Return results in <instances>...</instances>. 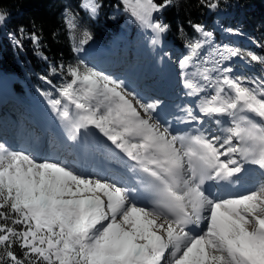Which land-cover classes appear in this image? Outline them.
Instances as JSON below:
<instances>
[{"label":"snow or ice","instance_id":"6c2138e0","mask_svg":"<svg viewBox=\"0 0 264 264\" xmlns=\"http://www.w3.org/2000/svg\"><path fill=\"white\" fill-rule=\"evenodd\" d=\"M123 4L144 27L168 31L154 14L175 6V0ZM82 6L93 16L101 7L98 0ZM206 6L214 10L218 3L208 0ZM4 19L0 13V22ZM193 27L205 39L188 45L184 68L211 44V32ZM84 35L87 43L91 35ZM215 53L218 65L242 55L227 46H216ZM251 59L264 64V58ZM214 70L220 73L214 82L203 76L214 94L201 100L199 112L209 121L227 117L231 126L221 129L223 137L210 138L161 131L152 123L159 101L134 103L135 94L122 81L86 65L70 66L71 79L59 89L62 99L50 101L53 111L73 141L89 127L103 133L135 162L130 171L143 174L136 181L140 189L0 145V264H264V180L239 195L212 190L213 183L229 189L240 184L251 171L245 165L264 176V79L251 88L227 75L231 67ZM185 87L193 90L189 95L204 90L188 80ZM144 199L150 206L138 202Z\"/></svg>","mask_w":264,"mask_h":264},{"label":"trees","instance_id":"16d2710c","mask_svg":"<svg viewBox=\"0 0 264 264\" xmlns=\"http://www.w3.org/2000/svg\"><path fill=\"white\" fill-rule=\"evenodd\" d=\"M98 2L101 5L99 11L104 13L94 20L82 6L87 5L83 0H0V13L5 16L0 22V89L3 92L11 89L21 100L28 94L34 99L38 92L46 93L47 86L56 78L55 71L70 66L83 67L82 51L90 45L117 47L119 54L124 46L129 53L120 55L123 59L134 56L151 64L156 55V37L151 29L144 27L126 10L123 0ZM207 2L175 0V6H169L156 16L154 21L169 26L165 38L171 42L172 49L182 51L185 45L194 42L196 32L193 25H202L218 38L224 35L219 31L222 24L246 30L254 41L264 45V0H215L218 7L214 10L206 6ZM115 7L120 10L117 16L110 12ZM85 33H89L91 39L82 43ZM33 35L38 39L34 41ZM228 39L231 38L228 36ZM234 42L239 49L247 46L255 54H264L261 46L246 45L237 39ZM243 57L246 63L244 74L256 73L260 66L245 54ZM94 63L95 67L102 66L99 61ZM17 105L4 108V121H15L13 110H21ZM14 250L21 254L19 249Z\"/></svg>","mask_w":264,"mask_h":264},{"label":"rangeland","instance_id":"374dc122","mask_svg":"<svg viewBox=\"0 0 264 264\" xmlns=\"http://www.w3.org/2000/svg\"><path fill=\"white\" fill-rule=\"evenodd\" d=\"M83 2H85L88 5L91 2V0H83ZM85 10L87 12V15L94 20L97 19V16H99V14L104 13V11L101 10V12L99 11L97 15L93 16L87 8H85ZM119 11H120L119 8L115 7L113 9V11H110V12L113 13V16H117ZM157 15H159V14H154V19L156 18ZM227 29H232L233 31L229 32V31H227ZM151 31L154 33V35L156 37V42H155L156 43V45H155V47H156L155 54L156 55L154 56L155 57L154 60L152 61V63L150 65L147 64L144 60H141V61L138 60L139 62H138V64H136L137 67H132V64H131L129 66L127 65V67H128L127 69L138 71L142 74L143 72L140 71L139 69H141L144 66H146L148 68L151 67L150 68L151 72L149 75L155 74L156 71L159 72L161 70H165V71H167L166 76L168 78L173 76L174 79H172V84H174L175 87L178 86L180 88L184 87V85H182V83L185 84V80L193 82L194 85L202 86L203 82H208V81H204V78H203L204 74L209 75L212 78V82H214L215 79L217 78V76L220 75L219 72L214 70L216 68L223 69L226 67H231L232 72L227 73V75L232 76V77L239 76L242 79L245 78L247 80L246 83H244L245 86L251 87V88H255L256 84L259 83L261 79H264V64H262L258 60H252L251 59V57L253 55H255L259 58H264V54H255L251 50H249L247 48V46H244V48L239 49L238 45L234 42L237 39V40L245 43L246 45L248 44V45H253V46H257V47L261 46L264 48V45L263 44L260 45L257 43V41H254L246 30L240 31L238 29H234L233 27H229L228 25L222 24L219 27V31L221 34H224V35H222V37H220V38H218L217 35L213 31L212 32L209 31L212 33L211 44H205L203 46V48L199 51L198 57L192 62V66L187 67V68L182 67L181 62L183 61V59L186 56L189 55V53H190L189 47L185 45L184 49L182 51H174L173 49L171 50V42L165 38L166 37L165 33L157 34L152 29H151ZM206 31H208V30H206ZM228 36L231 38L230 40L228 39ZM233 38H235V40H232ZM203 39H205V38L202 36V34H200L198 32H196V35L193 38L194 42L196 40H203ZM263 43H264V41H263ZM216 46H219L220 48L227 46V47H232V48L238 49L242 55L237 56V57H233L227 61H222L218 65L216 63V61L219 60L220 58L215 53ZM244 51H246L247 53H245ZM116 53H117V51L115 48V54ZM85 54H86V59L83 58ZM89 54H92L93 56H97L98 58H103V56L106 55L105 48L100 47V46L97 47L96 45H90L88 48H86V50L82 51V56H81L82 58L81 59L83 62V66L86 65L89 68H93L96 71H99V72L103 73L104 75L110 76L113 79L119 78V81H122V82L126 81V79L121 78V76H119V75H121V73H118L116 75L118 77L115 78L114 75H111L110 73L106 72L102 68V66L101 67H95L94 66L95 63L88 60V58H87V55H89ZM244 54L247 58H250L251 61L256 62L254 64H257L260 66V68H258V71L256 73L249 72L248 74H244V72H243L244 68L243 67H245L244 65H246V63L244 62V57H243ZM147 62H148V60H147ZM195 62H196V64H193ZM113 64H114V66L109 67L110 71H113L114 69H116L117 71L121 72V70L124 68V65L122 63H113ZM203 64H206L205 68H204ZM248 67H250V64ZM67 69L68 68L55 71V73L57 74L56 78L54 79V81L51 83L50 86H47L46 93L43 94L41 92H38L36 98H34V99H31L29 94L26 95V98H23V100L17 99V101L19 103H24L25 99L28 100L27 105L25 106V108L21 112V114L26 116L25 117L26 120H22L20 118L21 123H20L19 127H21V131H23L22 128L27 123V120L32 118L33 115L34 116L38 115L40 117L39 122H41L44 125L49 123L53 126V124L55 125L57 123V125H59L61 128H64L66 130L68 129L67 131H70V129L66 126V124L58 118L57 114L53 111L52 106L50 104L51 100L62 99L60 97V94H59V89L64 83H66L67 81H69L71 79V77L67 75ZM206 70H208V71L206 72ZM154 76L157 77L156 75H153L152 78H155ZM196 76H198V78H196ZM200 79H203V81ZM221 79H222V77H221ZM116 80H118V79H116ZM252 81H256V83H253ZM170 84L171 83H169V85ZM139 90H140V88L135 89V92H134L135 95H136V92H138ZM4 91L6 92L5 93L6 95L9 93L11 94V96L8 95L11 97V99L14 100L15 98H17L11 89H4ZM5 94H4V92L0 91V115H1V111H2L1 100H4V98L6 99ZM208 94H209V96L214 94V89L209 91ZM150 96H152V98H154V99H158L159 104H160V102H163V104H164V98L161 99L160 96H154L153 94H150ZM148 102H153V101L148 100ZM141 115L142 116L144 115L142 110H141ZM196 116L198 117V120H200L202 118V115L200 112H198V114H196ZM145 118H147V117H145ZM226 121H227L226 122L227 126L224 125L223 128L228 127L229 126L228 124H230V123H228V119ZM154 122L159 123V122H156V120H154ZM154 122L152 121L153 124H154ZM92 128H94V127H92ZM34 129H36V127H34ZM88 130H89V128H88ZM88 130H86V132L90 133L91 130H89V131ZM4 133H6V135H4V139H2V140H1V138L3 136L0 135V145H3L5 148L12 150V151H22L20 149V147L22 146L20 144L21 142H19V140H17V139L21 136V133H23V132L17 133L16 139H14L13 137H9L7 135L9 133V131H5ZM171 135H173V134H171ZM218 136L223 137L224 134H218ZM78 137L80 138V137H82V135H80V136L78 135ZM94 139H96V136L94 137ZM4 140H9V142L13 141L14 143H16L15 147L17 149H14V148L12 149V148L7 147ZM88 144H87V147L90 148V146ZM23 149H25V148H23ZM22 152H25L26 154H30L25 150ZM40 159L46 160L44 158H40ZM48 161L55 162L53 160H48ZM87 176H89V175H87ZM96 179H97V177H96ZM262 180L263 179L261 178L259 183ZM105 181H107V180H105ZM107 182H110V181H107Z\"/></svg>","mask_w":264,"mask_h":264},{"label":"bare ground","instance_id":"6f19581e","mask_svg":"<svg viewBox=\"0 0 264 264\" xmlns=\"http://www.w3.org/2000/svg\"><path fill=\"white\" fill-rule=\"evenodd\" d=\"M193 64H196V62ZM205 65L206 64H203L204 68H205ZM110 72H111L110 73L111 75H115V76L118 73H121V75H124L122 71L120 72V71H117L116 69H114L113 71H110ZM150 72H151V70L149 71V74H150ZM147 75L148 74L145 73L140 78H139V74H137V73L131 74L129 76L124 75V79H126V81L123 83L125 85L126 91L134 93L135 92L134 88L137 89V88L142 87V86L156 85L158 87V92H156L154 95L160 94V96L166 97V102L178 104L176 107L177 111L181 112L184 115L188 114L187 110L189 109L188 107H185V104L191 105L190 109L192 110L193 114L197 113L199 103L201 102V100L204 97L209 96L208 92L213 89L210 86L209 81L203 82L202 86L196 85L198 88L203 87L204 88L203 91H200L198 95L197 94L189 95L188 93L192 92L193 90L186 88L184 83H182V85H184L183 88L182 87L180 88L178 86L175 87L174 84H172V79H174L173 76L168 78L166 76L167 71H165V70H161L159 72L156 71L155 74L149 75L150 77H147ZM153 75H156L157 77L154 76L155 78H152ZM127 76L129 78H127ZM138 78H139V80L137 81L136 79H138ZM196 78H198V76H196ZM116 79L119 80V78H116ZM127 79H130V80H127ZM200 80L203 81V79H200ZM127 82H129V83L127 84ZM169 83H171V84L169 85ZM131 85H133L134 88H132L133 86H131ZM143 90L145 92L147 91L149 93V95L153 94V92H152L153 89H151V87L147 88V90L146 89H143ZM146 95H148V94L146 93ZM135 96H136L137 100H139L143 103H148V98L147 99L143 98L141 96V94H139L138 96L137 95H135ZM188 97L190 98V100L193 103L192 102L190 103V101L187 102ZM137 100H134L133 102L136 103ZM137 107L139 108L138 104H137ZM157 110H158V112L153 114V117H152L153 122L156 119V116H158L160 113H165V116H164L165 118L171 117L170 116V113H171V106L170 105H168L166 103L163 104V102H160ZM201 115H202V118L200 120L204 121V123H203L204 127L208 128L210 133H212V135L218 136V134H224L221 131V129H222L221 126H224V125L227 126L226 125V122H227L226 120L228 119L227 117L213 118L212 121H209V118L204 117L202 113H201ZM215 119H220L222 121V123L219 125L215 124L214 123ZM22 120H26V118H24V119L22 118ZM39 120H40V117L38 115L37 116L33 115V117L30 118L29 120H27V123L23 126V128H22L23 131H21V127H18V129H17L18 133L23 132V133H21V136L26 139L25 140L26 143L23 144V142H21L20 144L23 145L24 148L26 150H28L30 153L33 152L32 155L34 157H36L38 160H41L40 158H50V159L56 158L63 165H66L67 167L76 170V167H77L79 161L91 160L92 153L89 151L90 154H88L84 151V149H89L87 147V144L88 143L89 144L95 143V140H97V139H98L97 140L98 142H100V140L103 139L102 144L107 145L110 149H115L117 152L119 151V149H116L115 146L112 145L111 142L107 140V138L103 135V133H101L96 128L89 127V130H91L90 133L86 132V130L82 129L81 132L79 133V136L82 135V137H80V138L77 137V139L73 141L70 139L71 132L67 131L68 129L66 130L64 128H61L59 125H57V123L55 125L53 124V126L49 123L44 125L41 122H39ZM194 122H195V120L183 122V123L177 124V125H180V126L190 125L191 123H194ZM154 124L158 125L160 127L161 131H164L165 129H167L166 119H165V121H160L159 123L154 122ZM228 125L230 126V124H228ZM34 127H36V129H34ZM168 130L169 129H167V131ZM168 132H170V130ZM177 133L178 132L171 133V134L176 135ZM1 136H3V135H1ZM95 136H96V139H94ZM34 138L38 139L37 145L35 147H34L35 141L33 140ZM2 139H4V136L1 138V140ZM6 145L9 148L17 149L15 147L16 143H14L13 141L6 143ZM30 149H33L32 152ZM22 151H24V150H22ZM46 153H52L53 155H47ZM223 159H226V158H223ZM127 163L129 164V167H131L132 165L135 164L134 161L129 160L122 152L118 153L117 155H112V157L108 161V167L110 169H116V170L120 171V173L116 174V173H114V171L110 172L108 170L107 174H105V175L108 178L111 176L115 177L117 175L125 176V174H126L125 165ZM245 167L248 169H251L252 171L257 170V168L255 166L245 165ZM77 172H80L81 174H84V175H89L93 179H96V177H97V179H100L98 176L102 177L99 173H97L96 171L91 170V169L77 168ZM105 175H103V177ZM254 175L257 176L259 179L253 180ZM254 175L251 176V179L253 181H248L249 183L252 182L251 184H248V183L244 184V186H245L244 188H246L247 190L252 188V187H255L257 185V181L258 180L260 181L261 178L264 180V176H262L260 174H255V173H254Z\"/></svg>","mask_w":264,"mask_h":264}]
</instances>
